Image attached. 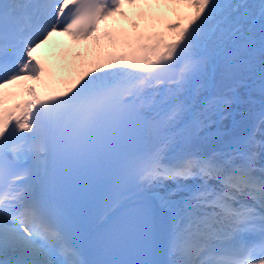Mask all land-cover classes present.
<instances>
[{
	"label": "snow or ice",
	"instance_id": "obj_1",
	"mask_svg": "<svg viewBox=\"0 0 264 264\" xmlns=\"http://www.w3.org/2000/svg\"><path fill=\"white\" fill-rule=\"evenodd\" d=\"M0 264H264V0H0Z\"/></svg>",
	"mask_w": 264,
	"mask_h": 264
},
{
	"label": "bare ground",
	"instance_id": "obj_2",
	"mask_svg": "<svg viewBox=\"0 0 264 264\" xmlns=\"http://www.w3.org/2000/svg\"><path fill=\"white\" fill-rule=\"evenodd\" d=\"M52 41L53 42H60L65 46H70L73 48H79L80 45H77L75 42L71 41L70 37L66 36V35H55L52 37ZM46 50H49V46L48 45H44L42 46L41 49L38 50V53H42L45 52ZM55 51H59V49H55ZM240 114L237 111V113L234 114V120L237 121L240 118ZM229 126H232V122L229 123Z\"/></svg>",
	"mask_w": 264,
	"mask_h": 264
},
{
	"label": "water",
	"instance_id": "obj_3",
	"mask_svg": "<svg viewBox=\"0 0 264 264\" xmlns=\"http://www.w3.org/2000/svg\"><path fill=\"white\" fill-rule=\"evenodd\" d=\"M256 100L259 101V97H257ZM241 124H242V117H240V118L236 121V124H235V125H232V126H231L232 130H233V131H240V130H241V128H240Z\"/></svg>",
	"mask_w": 264,
	"mask_h": 264
},
{
	"label": "rangeland",
	"instance_id": "obj_4",
	"mask_svg": "<svg viewBox=\"0 0 264 264\" xmlns=\"http://www.w3.org/2000/svg\"><path fill=\"white\" fill-rule=\"evenodd\" d=\"M257 104H259V101H257ZM231 121H229L228 123H230Z\"/></svg>",
	"mask_w": 264,
	"mask_h": 264
}]
</instances>
